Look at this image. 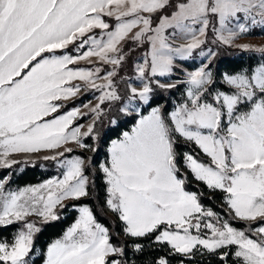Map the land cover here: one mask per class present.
<instances>
[{
	"label": "snow or ice",
	"instance_id": "obj_1",
	"mask_svg": "<svg viewBox=\"0 0 264 264\" xmlns=\"http://www.w3.org/2000/svg\"><path fill=\"white\" fill-rule=\"evenodd\" d=\"M252 33L264 0H0V168L59 170L16 190L0 178V229L17 225L0 264H264V62L213 69L221 48L264 61L241 42ZM82 91L96 102L62 111ZM105 117L133 122L97 166L111 228L66 203L95 184L92 158L71 154L99 150ZM68 208L74 222L38 249Z\"/></svg>",
	"mask_w": 264,
	"mask_h": 264
},
{
	"label": "trees",
	"instance_id": "obj_2",
	"mask_svg": "<svg viewBox=\"0 0 264 264\" xmlns=\"http://www.w3.org/2000/svg\"><path fill=\"white\" fill-rule=\"evenodd\" d=\"M71 51V49H70ZM140 53L136 52L133 54V59L135 56H138ZM262 61L259 54L248 53V52H240L236 48H221L219 51V57L216 63L213 65V69L219 67L221 71H239L242 68H251L255 66L258 62ZM131 63L130 60L124 68V72L122 74L127 75L131 72ZM192 62L186 64L185 67L192 68ZM167 95V94H165ZM94 98V95L91 93L82 92L77 98L71 99L67 101V107L62 109V111H67L71 107L82 105ZM173 99H176V96H173ZM147 111V110H146ZM90 117V116H89ZM86 117L83 120H77L75 123H80L86 120ZM121 120L124 121L123 125L119 129H115L108 124V117H105L103 122L98 124L97 130L100 134V141L98 142L99 150L97 152H91V158L93 160V166L89 169L88 174L90 176V180L93 178V174H95V184L90 189V194L88 197L82 198L79 201H68L66 203L69 204H87L94 210L97 220L105 226H109L110 228L114 225L115 221L108 216L104 209L102 208V202L104 201V185L102 182V178L94 167L97 166L100 161H104L107 158L106 151L104 150L111 139L116 138V135L120 131L128 130L132 126L131 120H125L123 117H120ZM86 143L92 144L94 147L97 146V142L93 140H86ZM181 151H186L187 148L179 149ZM72 154L83 155V153L79 150H76ZM88 157V156H83ZM58 173V169L53 162H44L42 160L37 161L35 165H16L12 169H2L0 168V178H8L10 177V183L8 184V188L11 190H16L20 187H24L27 185H35L46 179H49L55 176ZM205 206L212 207L216 211H220L218 205V200H205ZM61 219L55 222H52L45 226L39 234L37 238V247L46 246L47 243H50L52 240L58 238L62 235L63 231L73 223L76 218L77 211H74L72 208H68L67 210L61 211L57 210ZM222 214V213H221ZM17 225H13L6 229H0V237L11 238L10 234L13 233L16 229ZM115 242V240H114ZM155 252H150L149 255H155ZM148 257H144L147 259ZM176 264V261L173 262Z\"/></svg>",
	"mask_w": 264,
	"mask_h": 264
},
{
	"label": "rangeland",
	"instance_id": "obj_3",
	"mask_svg": "<svg viewBox=\"0 0 264 264\" xmlns=\"http://www.w3.org/2000/svg\"><path fill=\"white\" fill-rule=\"evenodd\" d=\"M110 23L112 22V21H109ZM241 42H249V43H253V44H256V45H264V35H259V34H257V33H252V34H249V35H246V36H243L242 38H241ZM260 62H264V61H260ZM199 65V59H197L196 60V63H195V66H198ZM81 66H84V64H83V62H82V65ZM186 66V64L184 65V67ZM187 68V67H186ZM190 69V68H189ZM177 75H180L179 73H177ZM83 92V91H82ZM81 92V93H82ZM80 93V94H81ZM71 100V99H70ZM173 100H175V99H173ZM89 102V101H88ZM90 102L91 103H95L96 101H95V98H93L92 100H90ZM87 103V102H86ZM81 110L82 111H86V109H83V108H81ZM90 120H91V117H88L86 120H84V121H82V122H80V123H77V124H82V125H87L89 122H90ZM83 130H85V129H82V131ZM90 144V143H89ZM90 145H92V144H90ZM70 146H72V145H70ZM76 150H79V151H81L82 153H83V155H81V156H88V157H84L86 160L89 158V157H91V152L92 151H85V150H81V149H76ZM105 151H107L106 150V148L104 149ZM71 155H79V154H71ZM18 159H23V157H17ZM32 159L33 160H35V157H32ZM100 162H103V161H100ZM98 166V165H97ZM97 166H95L94 167V170H96L97 172H98V168H97ZM59 174V170H58V173L55 175V176H57ZM54 177V176H53ZM52 178V177H51ZM50 179V178H49ZM47 180V179H46ZM45 181V180H44ZM43 182V181H42ZM42 182H40V183H42ZM40 183H38V184H40ZM38 184H35V185H38ZM27 186H29V185H27ZM68 202V201H67ZM103 203H104V201L102 202V208L104 209V211L106 212V214L108 215V216H111V218L115 221V217H114V215L110 212V211H108L106 208H104L103 207ZM78 205H84V203L83 204H78ZM89 206V205H88ZM58 210V209H57ZM78 216V212H77V215H76V217ZM74 222V221H73ZM72 224V223H71ZM70 224V225H71ZM69 225V226H70Z\"/></svg>",
	"mask_w": 264,
	"mask_h": 264
},
{
	"label": "crops",
	"instance_id": "obj_4",
	"mask_svg": "<svg viewBox=\"0 0 264 264\" xmlns=\"http://www.w3.org/2000/svg\"><path fill=\"white\" fill-rule=\"evenodd\" d=\"M106 150H107V147H106ZM107 152V151H106Z\"/></svg>",
	"mask_w": 264,
	"mask_h": 264
}]
</instances>
